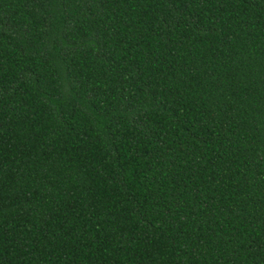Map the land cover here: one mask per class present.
Segmentation results:
<instances>
[{
    "label": "trees",
    "instance_id": "trees-1",
    "mask_svg": "<svg viewBox=\"0 0 264 264\" xmlns=\"http://www.w3.org/2000/svg\"><path fill=\"white\" fill-rule=\"evenodd\" d=\"M0 264H264V0H0Z\"/></svg>",
    "mask_w": 264,
    "mask_h": 264
}]
</instances>
